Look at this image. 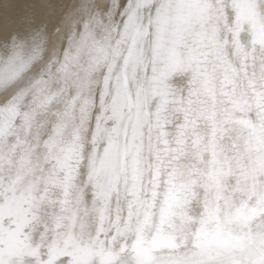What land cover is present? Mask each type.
<instances>
[{
	"label": "snow or ice",
	"instance_id": "1",
	"mask_svg": "<svg viewBox=\"0 0 264 264\" xmlns=\"http://www.w3.org/2000/svg\"><path fill=\"white\" fill-rule=\"evenodd\" d=\"M68 18L78 31L63 53L60 70L83 52L90 57L89 72L114 63L124 44L129 45L125 65L144 64L141 45L147 42L150 74L146 98H159L161 137L167 135L162 114L173 96L172 83L187 77L192 87L177 101L184 111L182 127L196 119L194 97L206 94L213 103L214 126L238 128L250 160L244 173L250 181L245 188L248 198L233 204L224 197L221 206L218 196L217 203H205L197 218L188 210L194 174L188 179L179 164L183 141L170 145L162 139L165 147L157 150L151 200L141 199L133 184L128 223L105 228L101 215L99 228L73 240L74 264H264V0H231L230 9L224 0H79ZM229 43L240 56L239 64L225 53ZM51 46L44 24L0 31V174L9 170L18 176L42 175L55 193L57 207L89 204L93 198L108 203L119 179L120 157L128 149L122 151L109 140L103 155L92 160L89 180L94 181V192L90 196L76 183L78 135L66 145L59 143L63 118L46 137L29 135L31 112L22 111L28 91L24 77L32 74L34 89L43 91L47 78L40 70L45 63L51 68L53 57L45 54ZM76 86L86 87L87 80L80 78ZM55 95L41 97V106ZM217 104L221 105L219 120ZM137 163L132 162L133 181ZM162 167L166 169L163 187ZM105 176L108 179L101 181ZM209 179L217 189L222 188L220 173L210 174ZM48 194L46 187L39 198ZM3 202L0 197V206ZM133 204L142 209L135 216ZM11 219L0 217V264H62L68 259L61 256L58 260L51 245L44 248L43 238L34 240L20 222L6 223ZM234 225L239 226L238 231Z\"/></svg>",
	"mask_w": 264,
	"mask_h": 264
},
{
	"label": "bare ground",
	"instance_id": "2",
	"mask_svg": "<svg viewBox=\"0 0 264 264\" xmlns=\"http://www.w3.org/2000/svg\"><path fill=\"white\" fill-rule=\"evenodd\" d=\"M72 9L73 0H0V31H11L17 27L41 24L47 26L49 39L51 43L58 45V52L55 60L52 61L51 68L49 69L45 63L40 70L47 78V84L43 86V91L34 89L32 74L24 77V87L28 91L22 111L31 112L32 126L29 135L35 137L37 128H43L45 131L40 136L46 137L53 124L63 118L65 126L59 143L66 145L74 139V135H78L76 143L79 163L76 183L81 189L88 192L86 183L83 182V178H85L91 195L94 192L92 187L94 181L89 180L92 160L99 159L103 155L109 140L115 141L122 151L128 149L127 155L122 154L120 157L119 179L114 183L108 202L110 205L117 204L120 202L118 197H122L124 213L126 211L128 216L130 200L124 195V192L132 191L133 184H135L137 193L142 189L151 193L157 162L151 166L149 163L157 159V150H162L165 147L161 142L162 139L166 138L170 145L173 144L169 136L172 126L167 122L166 113H163V118L166 121L164 131L167 135L161 137L160 129L157 126L159 98L151 95H147L146 98L147 75L150 74V64L147 62V58L150 56V46L147 42L141 45L145 56L144 64L128 63L126 66L125 59L129 45L124 44L121 46L120 56L115 58L114 63L101 64L89 72L86 69L90 57L87 52H83L78 60L70 62L64 70H60L63 53L68 48L67 37L64 34L65 24ZM109 67H111V71H109ZM80 78L87 80L86 87L76 86ZM52 93L57 95L50 103L41 106L40 98ZM33 109L35 110L33 111ZM65 113L67 115H64ZM92 117H95V122ZM91 119L94 123L90 132ZM21 134H24L23 129ZM89 140L91 145H94V150L100 144L103 146L101 153L93 151V153H87L85 147ZM87 159L89 169L85 174ZM133 160L138 161L135 181L132 179ZM249 165L250 163L246 167ZM165 172L166 169L162 167L161 182L166 178ZM128 173L130 177L127 176ZM100 179L104 181L108 177ZM246 180L248 183L250 182L248 177ZM141 199L145 200L143 197ZM148 200H151V197ZM21 205L22 201H17L16 198L4 199L3 206H0V217L5 219L11 217V224L21 223L24 211ZM137 208L141 209L138 204H133L132 212L135 213ZM5 231H7L6 227ZM75 238L71 235L60 238L49 237L45 244L52 246L51 251L56 257L70 255L67 263L74 264L75 257L72 254L75 251L73 247Z\"/></svg>",
	"mask_w": 264,
	"mask_h": 264
},
{
	"label": "clouds",
	"instance_id": "3",
	"mask_svg": "<svg viewBox=\"0 0 264 264\" xmlns=\"http://www.w3.org/2000/svg\"><path fill=\"white\" fill-rule=\"evenodd\" d=\"M78 2L79 0H73V7ZM224 2L230 9L231 0H224ZM74 33L75 24L67 18L64 34L67 37L68 48L72 46ZM224 35L226 38L227 33L225 32ZM244 35L246 38V29ZM57 52L58 45L52 43L45 54L51 55L54 61ZM225 53L234 63L240 62V56L235 52L231 43L226 46ZM191 87L187 77L172 83L173 96L170 97L167 106L166 119L172 126L169 132L171 143L175 144L178 139L183 141L184 150L179 160L180 166L185 170L188 179H192L194 174V183L189 193L188 210L193 217L198 218L205 203H217L218 196L221 206L224 204V197L229 198L233 204H238L241 200L248 198V192L245 191L248 181L244 173L250 160L244 137L238 128L233 125L225 127L217 124L214 126L211 117L213 103L211 97L206 94L194 97L193 106L197 110L196 119L193 124L182 127L184 111L177 101ZM217 88H219V83ZM220 107L221 105H216L217 120H219ZM44 131L43 128H37L36 135H43ZM212 173L222 175L221 189H217L209 179ZM46 187L49 188V194L40 199L41 191ZM0 197L5 200L15 197L17 201H22L23 230L37 241L41 238L46 241L49 237L60 238L68 235L84 238L101 226V215L105 228L110 229L117 224L128 223V216L124 215L122 202L112 206L106 202L98 203L93 198L89 204L81 202L75 207H57L54 191L44 183L40 174L24 173L18 176L14 171L4 170L0 174ZM122 200V197H118V201ZM101 209H103L102 213ZM140 212L142 209L137 208L133 215ZM194 226V224L188 225L189 228ZM233 227L239 230V226L234 225Z\"/></svg>",
	"mask_w": 264,
	"mask_h": 264
},
{
	"label": "rangeland",
	"instance_id": "4",
	"mask_svg": "<svg viewBox=\"0 0 264 264\" xmlns=\"http://www.w3.org/2000/svg\"><path fill=\"white\" fill-rule=\"evenodd\" d=\"M94 118V119H93ZM92 119H93V121L95 122V117H92ZM92 119H91V123H90V132H91V127H93V123L94 122H92ZM92 125V126H91ZM89 130H88V132H89ZM90 135H91V133H89ZM92 143H90V140L86 143V151H87V153H95V152H97V153H101V151H102V148H103V146L100 144V146H98L97 148H96V150H94V145L92 146L91 145ZM92 148H93V150H92ZM93 151V152H92ZM90 155V154H89ZM92 155V154H91ZM88 159H87V161L85 162V165H86V168H85V170H86V172H85V174L87 173V171H88V169H89V167H88ZM155 162H157V159H154V160H152V163H149V165L151 166V165H153V163H155ZM149 166V167H150ZM128 177H130V174L128 173V175H127ZM84 177H85V175H84ZM83 182H85L86 183V187L88 188V194L91 196V191H90V188H89V186H87V181L85 180V178H83ZM162 184H163V182H161ZM161 184V187L163 186ZM131 190H128L126 193L124 192V195H126V197H128L129 198V200H130V203L131 202H133L132 201V199H133V196L131 195ZM141 197H143V198H145V200H148V199H150V197H151V193H148L147 191H145V190H141L139 193H138ZM120 202H123V200L122 201H120ZM116 204H112V206H115ZM135 206V205H134ZM155 211V210H154ZM124 215L125 216H127L126 215V211H125V213H124ZM44 248L45 249H47L48 248V246H47V244H44ZM64 256H67V255H64ZM67 257H70V255H68ZM57 259L59 260V257H57ZM68 260V259H67ZM67 260H64L63 262H62V264H68L67 263Z\"/></svg>",
	"mask_w": 264,
	"mask_h": 264
}]
</instances>
